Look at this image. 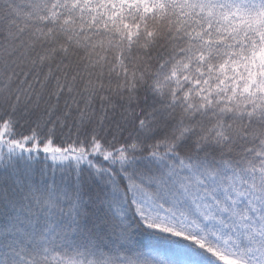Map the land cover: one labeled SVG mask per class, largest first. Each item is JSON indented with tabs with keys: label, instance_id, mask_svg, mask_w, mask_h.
<instances>
[{
	"label": "trees",
	"instance_id": "16d2710c",
	"mask_svg": "<svg viewBox=\"0 0 264 264\" xmlns=\"http://www.w3.org/2000/svg\"><path fill=\"white\" fill-rule=\"evenodd\" d=\"M139 2L0 0V264H245L144 198L190 164L264 194V0Z\"/></svg>",
	"mask_w": 264,
	"mask_h": 264
},
{
	"label": "rangeland",
	"instance_id": "374dc122",
	"mask_svg": "<svg viewBox=\"0 0 264 264\" xmlns=\"http://www.w3.org/2000/svg\"><path fill=\"white\" fill-rule=\"evenodd\" d=\"M153 1L140 0L138 5L143 8ZM129 5L136 4L132 1ZM171 11L186 13L184 6L177 5ZM185 169L187 176L179 179L177 185L168 191L173 192L169 204L146 196L144 211L163 222L188 229L198 237L207 234L223 237L226 234L230 252L242 263L264 264V235L253 234L248 223L253 214L264 225V194L249 192L235 170L227 164L214 168L190 164ZM243 203L245 206L242 207Z\"/></svg>",
	"mask_w": 264,
	"mask_h": 264
}]
</instances>
